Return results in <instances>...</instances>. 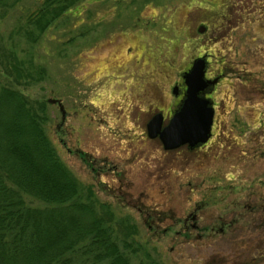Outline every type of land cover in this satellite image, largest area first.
Returning <instances> with one entry per match:
<instances>
[{
    "label": "rangeland",
    "instance_id": "obj_1",
    "mask_svg": "<svg viewBox=\"0 0 264 264\" xmlns=\"http://www.w3.org/2000/svg\"><path fill=\"white\" fill-rule=\"evenodd\" d=\"M10 3L0 41L21 65L0 80L47 105L52 147L130 264H264V0H81L37 40L42 0ZM202 54L211 140L164 151L146 124Z\"/></svg>",
    "mask_w": 264,
    "mask_h": 264
},
{
    "label": "trees",
    "instance_id": "obj_2",
    "mask_svg": "<svg viewBox=\"0 0 264 264\" xmlns=\"http://www.w3.org/2000/svg\"><path fill=\"white\" fill-rule=\"evenodd\" d=\"M80 1L42 0L26 19L33 40ZM2 45L0 79L17 78L21 62ZM27 96L0 80V264H130L129 241L110 225L115 217L97 210L91 192L82 196L52 147L47 105Z\"/></svg>",
    "mask_w": 264,
    "mask_h": 264
},
{
    "label": "water",
    "instance_id": "obj_3",
    "mask_svg": "<svg viewBox=\"0 0 264 264\" xmlns=\"http://www.w3.org/2000/svg\"><path fill=\"white\" fill-rule=\"evenodd\" d=\"M204 66V59H197L193 61L192 68L183 73L185 99L180 110L173 113L168 124L164 128L161 127L163 121L161 115H154L147 124V136L150 139L158 138L164 150H174L185 144L193 148L196 145L206 144L211 136L214 111L210 100L201 94L211 84L204 78ZM48 101L53 104L57 102ZM59 108L64 118L61 104Z\"/></svg>",
    "mask_w": 264,
    "mask_h": 264
},
{
    "label": "flooded vegetation",
    "instance_id": "obj_4",
    "mask_svg": "<svg viewBox=\"0 0 264 264\" xmlns=\"http://www.w3.org/2000/svg\"><path fill=\"white\" fill-rule=\"evenodd\" d=\"M206 29V27L205 26H203V24L198 28V32L199 33H201V31H204ZM204 59V63H205V66H204V78L207 80V81H212V80H216L217 81V79H216V77H214L212 80L211 79H209V78H207L208 76H207V73H206V64L208 63V58H206V56L204 55V54H202V56H199V57H197V58H195V59H193L192 60V63H193V61H195V60H197V59ZM192 63H191V65L189 66L190 68H192ZM190 68H188V69H186V71H182V73L180 74V79H179V81H178V83H176V84H174V86L172 87L173 89L171 90V94H172V96H173V99H174V104H173V106L171 105L170 106V110H168V111H166V113H162V110H159L157 113H154L153 114V116L155 115V116H157V115H161L162 116V124H161V127L162 128H164V126L165 125H167L168 124V122L170 121V118L172 117V115H173V113L174 112H177L178 110H180L179 108H180V106H181V104H182V102H183V99H185L184 98V94H185V86H184V79H183V77H182V75H183V73H186L187 71H189L190 70ZM214 80V81H215ZM214 87H216L215 86V84H214V86H211V84H209L208 85V87L207 88H205L204 89V91L201 93V94H204V96L205 97H207V99L208 100H210V102H211V106L213 107V111H214V109H215V107H214V105H213V101L211 100V96H212V91L214 90ZM202 96V95H201ZM173 107V108H172ZM214 114H215V111H214ZM153 116L151 117V119L153 118ZM214 118V117H213ZM215 119V118H214ZM214 119H213V121H214ZM150 121V120H149ZM165 121L167 122V123H165ZM148 124V123H147ZM147 124H146V127H147ZM212 127H213V124H212ZM213 129V128H212ZM212 129H211V136H212ZM148 132V131H147ZM147 132H146V134H147ZM211 136H210V138H211ZM148 137V136H147ZM149 138V137H148ZM156 138V137H155ZM209 138V139H210ZM150 139V138H149ZM158 141H160L158 138H156ZM208 139V140H209ZM208 140H207V142H208ZM211 140V139H210ZM206 142V143H207ZM160 143H161V141H160ZM161 146H162V144H161ZM204 146H206V144H203V145H196V147H189L187 144H185V145H183V146H180V147H176L175 149H181V148H187L188 150H190V151H194V150H196V148H198V149H200V148H202V147H204ZM162 148H163V146H162ZM175 149L174 150H166V151H168V152H172V151H175ZM164 150V149H163ZM164 150V151H165ZM187 221H184V223H186ZM193 227H195L194 225H193Z\"/></svg>",
    "mask_w": 264,
    "mask_h": 264
}]
</instances>
